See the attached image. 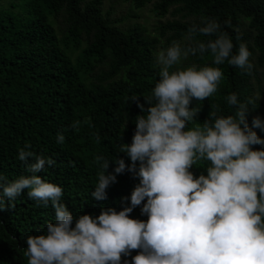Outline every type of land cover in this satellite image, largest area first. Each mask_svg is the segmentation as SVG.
Instances as JSON below:
<instances>
[{"label":"trees","instance_id":"obj_1","mask_svg":"<svg viewBox=\"0 0 264 264\" xmlns=\"http://www.w3.org/2000/svg\"><path fill=\"white\" fill-rule=\"evenodd\" d=\"M130 1L136 8L152 3L157 16L171 13L176 18L160 22L155 35L142 25H120L104 11L103 0H10L8 9L0 4V176L7 183L31 175L18 159L22 148L51 157L55 163L37 174L62 187L61 202L77 218L85 213L98 216L109 207L119 212L131 205V193L140 180L127 170L107 188V199L91 196L101 171L95 158L109 160L108 173L114 172L115 159L131 164L117 148L132 143L137 116H147L139 104L145 110L149 107L145 99L152 97L160 79L155 62L159 47L168 48L173 42L184 46L193 25L218 22L216 35L227 34L234 53L241 43L247 45L252 68L244 70L227 61L214 65L210 52L182 61L177 68L213 66L223 73L215 93L203 101L193 99L191 106L199 113L187 127L196 129L205 120L235 116L237 107L227 101L230 94L249 106V127L254 117L264 120V0ZM215 38L195 37L204 42ZM257 91L263 98L257 100ZM253 130L264 139V130ZM57 133L65 136L63 144L56 142ZM209 165L198 160L189 171L194 177L206 176ZM143 203L146 199L129 214L131 218L147 221V214L141 213ZM50 222L55 223L51 202L45 207L30 199L27 190L14 201L4 198L0 264H28L27 238L46 234ZM139 251L122 255L121 264H132Z\"/></svg>","mask_w":264,"mask_h":264},{"label":"clouds","instance_id":"obj_2","mask_svg":"<svg viewBox=\"0 0 264 264\" xmlns=\"http://www.w3.org/2000/svg\"><path fill=\"white\" fill-rule=\"evenodd\" d=\"M219 30L215 20L203 27L193 25L184 46L173 42L156 54L160 79L152 97L145 99L149 107L145 110L139 104L147 116H137L132 143L117 148L130 157L131 164L115 159L114 172L108 173L109 160L95 158L101 171L91 196L107 199V188L127 170L140 180L130 206L74 217L61 202L62 187L37 174L46 165L51 167L54 159L19 150L18 159L31 175L7 183L0 176V206L4 198L14 201L27 190L30 199L45 207L51 202L55 210V223L47 224L46 234L27 238L28 264H121L122 255L137 249L132 264H264V148L252 147L264 145L253 130H264V120L254 117L249 127V106L230 94L227 101L237 107L235 116L188 128L199 113L191 106L193 99L203 101L215 93L223 73L219 67L196 65L170 71L190 55L206 52L214 65L227 61L250 70L252 53L247 45L241 43L234 53L232 40L222 32L216 35ZM197 34L216 38L198 41ZM64 140L57 133L56 142ZM198 160L210 162L206 176L194 177L189 171ZM145 199L141 213L147 214V221L131 218L129 214Z\"/></svg>","mask_w":264,"mask_h":264},{"label":"rangeland","instance_id":"obj_3","mask_svg":"<svg viewBox=\"0 0 264 264\" xmlns=\"http://www.w3.org/2000/svg\"><path fill=\"white\" fill-rule=\"evenodd\" d=\"M1 3L4 7H7V9L9 4L11 5L10 0H1L0 4ZM103 9L105 12H109L112 19L117 20L120 25L124 27L142 25L145 26L149 32L155 35H157V27L160 22H166L168 19L176 18V16H173L171 13L163 17L157 16L153 11L152 3L142 8H136L130 0H103ZM177 17L180 16L178 15ZM161 40L162 42H165L163 37H161ZM165 49L167 48H163L161 46L159 47V51ZM180 65L174 67L177 69ZM262 86L264 88V78ZM257 94L260 95V98H263L258 91Z\"/></svg>","mask_w":264,"mask_h":264}]
</instances>
